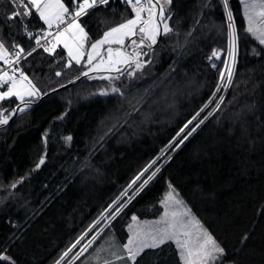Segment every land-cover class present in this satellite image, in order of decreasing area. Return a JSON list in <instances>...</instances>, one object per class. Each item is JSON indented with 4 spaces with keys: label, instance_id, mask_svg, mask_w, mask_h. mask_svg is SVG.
Instances as JSON below:
<instances>
[{
    "label": "trees",
    "instance_id": "trees-1",
    "mask_svg": "<svg viewBox=\"0 0 264 264\" xmlns=\"http://www.w3.org/2000/svg\"><path fill=\"white\" fill-rule=\"evenodd\" d=\"M64 2L71 11L72 0ZM229 6L239 35L233 85L219 110L177 147L180 129L207 104L220 82L228 50L222 0H172L169 24L176 34L162 36L149 56L142 57L152 60L143 73L115 81L124 96L100 95L108 82L81 75L84 62L66 66L70 58L62 45L55 54L38 48L19 19L7 20L15 6L0 0V39L8 46L19 44L25 52L36 48L19 68L40 94L25 100L38 101L75 81L38 104L30 103L0 128V254L11 256L15 264H56L127 190L133 199L93 248L110 234V244L117 237L125 243L132 216L162 215L171 185L225 248L220 264H264V45L247 33L240 0H229ZM133 15L124 0L90 9L80 18L88 32L87 45ZM25 23L36 38L46 31L35 12ZM214 49L223 54L210 61ZM18 104L11 97L0 101V108L16 112ZM153 160L145 177L157 167L160 171L134 195L128 185ZM126 201L124 197L121 202ZM103 223L101 219L84 242ZM136 264L182 262L176 245L168 242L146 249Z\"/></svg>",
    "mask_w": 264,
    "mask_h": 264
},
{
    "label": "snow or ice",
    "instance_id": "snow-or-ice-1",
    "mask_svg": "<svg viewBox=\"0 0 264 264\" xmlns=\"http://www.w3.org/2000/svg\"><path fill=\"white\" fill-rule=\"evenodd\" d=\"M9 2L15 7L7 15V20L19 19L27 36L30 39H35L38 48H43L49 54H55L56 48L62 45L67 49L70 58L66 65L68 67L72 66V61L80 65L85 55L87 56L86 64L90 67L81 75L89 79H101L108 82V87L102 88L99 92L100 95L119 94L124 96L121 88L115 85V81L120 80L121 76L132 79L137 76V73H143L146 65L151 64L152 60H143L142 57L149 56L160 37L176 34L169 24L172 19L169 11L172 0H124V3L130 6L134 14L133 17L104 31L102 38L88 45L90 51L86 52L85 45L89 36L85 27L80 23V18L88 15L89 9L107 6L109 0H72L71 11L64 0H9ZM222 3L227 16L228 60L222 62L224 71L219 74L220 85L216 88L217 92L233 85L239 53V35L229 0H222ZM240 3L246 20L247 33L258 40L260 45H264V0H240ZM33 12L37 14L48 29V31L41 30L38 34L39 38H36L32 31H27V24L25 23V20L31 18ZM197 23L199 22L197 21ZM62 25L63 27H61ZM54 26L56 28L55 34L51 31ZM187 34L190 36L191 32ZM49 36L52 37L51 40L48 39ZM42 41L44 42L42 43ZM113 44L119 45V47L113 48ZM105 45H108L106 53L101 55V49ZM35 51L36 48H32L25 52V49L19 44L8 46L3 39H0V61L9 69V71L0 70V88L7 85V90H0V101L16 97L20 101V104L17 105V110L20 112H23L31 103L30 100H25L26 97L32 98L39 95V89L36 88V85L32 83V80L22 69L17 67L22 59H27ZM253 54L260 55V52L254 51ZM220 55V50L214 49L208 59L210 61L214 58L219 59ZM97 57H99L98 62L93 63ZM211 67L215 68L216 64L212 63ZM17 72L19 77L15 75ZM90 72H108L117 73V75L89 76ZM55 74L59 76L61 72L58 71ZM211 102L209 101V103ZM222 103L223 97H220L219 103L216 104V110H219ZM21 104L24 107H21ZM133 107L136 111L139 110L135 106ZM207 107L208 104H205L200 112H203L204 108ZM200 112H197L180 129L177 147L183 144L204 123L208 116L213 114L209 112L205 117L197 120ZM12 115H15L13 110L0 108V125H7ZM193 121L196 123L193 124ZM117 123H119L118 119ZM189 125L193 126L189 128ZM186 129L187 131H185ZM65 140L71 142L72 137L67 136ZM43 163L44 159L42 158L37 167ZM155 163L156 161L153 160L128 185L129 189H133L134 195H138L160 171V168L157 167L145 177V173H148ZM12 187H16V185L13 184ZM169 189L170 191L162 202L165 210L159 221L141 222L138 217L132 216L133 224L129 225L132 235L127 243L121 245L113 239L111 243L115 250H110L109 255H104V249H98L96 255L85 260L83 264H136L137 258L146 249H157L168 242H173L176 245L182 264H220L226 255L225 248L203 226L191 208L179 198L175 188L169 185ZM124 197H127V201L122 203ZM132 199L133 196H129L128 191L125 190L121 193L120 198L102 215L101 219L115 220ZM98 224H100V220H97L71 243L62 252L56 264H64L65 261L67 264H76V261L84 257L104 233V228H100L84 242ZM106 227H110V224ZM243 239H247V237L245 236ZM2 251L0 250V252ZM0 262L15 264V260L7 254H0Z\"/></svg>",
    "mask_w": 264,
    "mask_h": 264
},
{
    "label": "rangeland",
    "instance_id": "rangeland-1",
    "mask_svg": "<svg viewBox=\"0 0 264 264\" xmlns=\"http://www.w3.org/2000/svg\"><path fill=\"white\" fill-rule=\"evenodd\" d=\"M81 23V22H80ZM82 24V23H81ZM83 26V25H82ZM61 27H63V25L61 26ZM48 29H47V27H46V31H47ZM53 30V31H52ZM86 30V29H85ZM51 31H52V33L53 34H55V32H56V28L55 27H53L52 29H51ZM102 38V36L100 37V38H98V39H101ZM97 39V40H98ZM96 41V40H95ZM94 41V42H95ZM126 43H127V41H126ZM90 45V44H89ZM107 47H108V45H105L102 49H101V55H104L105 53H106V49H107ZM112 47L113 48H116V47H119V45H115V44H113L112 45ZM128 50H130V49H128ZM85 51L87 52V51H90V48L88 47V45H87V42H86V45H85ZM220 52H221V55H220V57L222 56V54H223V51H221L220 50ZM86 60H87V56L85 55V57H84V59L81 61V62H84L85 64H86ZM98 60H99V57H97V60H94L93 61V63H96V62H98ZM228 60V57H227V53H226V55H225V59H224V61H227ZM2 61H0V63H1ZM237 62H238V59H237ZM87 65V64H86ZM90 66H86V71H88V68H89ZM236 69H237V64H236V66H235V72H236ZM222 71H224V68L222 67ZM91 73V76H107V75H114L113 73H108V72H90ZM27 75V74H26ZM28 76V75H27ZM29 77V76H28ZM29 79H31L30 77H29ZM32 80V79H31ZM32 83L33 84H35L34 82H33V80H32ZM218 85H220V84H218ZM218 87V86H217ZM37 88V87H36ZM0 90H7V88H0ZM223 91H224V88H222L221 89V91L220 92H217L216 90H215V92L213 93V95L210 97V99L208 100V103H209V101H212L211 103H215L216 102V104L217 103H219V98L220 97H222L221 95V93H223ZM39 94H40V92H39ZM216 104L214 105V107L216 106ZM212 111V110H211ZM174 188V187H173ZM176 190V189H175ZM170 191V190H169ZM168 191V192H169ZM167 192V193H168ZM177 192V191H176ZM178 193V192H177ZM179 198L180 199H182L181 197H180V195H179ZM183 200V199H182ZM184 201V200H183ZM185 202V201H184ZM185 204H186V202H185ZM188 206V205H187ZM189 207V206H188ZM190 208V207H189ZM165 210V209H164ZM192 210V209H191ZM107 212V211H106ZM106 212H104V213H106ZM193 212V211H192ZM163 214H164V211H163V213H162V215H160L159 217H157V218H151V219H141V218H138L139 219V221H141V222H145V221H147V222H155V221H159L160 220V218L163 216ZM193 214H194V212H193ZM195 215V214H194ZM196 216V215H195ZM197 217V216H196ZM198 218V217H197ZM199 219V218H198ZM99 220H101V218L99 219ZM201 222V221H200ZM111 223V221H108V220H105L104 219V223L102 224V226L100 227V228H106V225H109ZM131 224H133V221L131 220V222H130V224L129 225H131ZM129 225H128V232H129V237H128V239L130 238V236L132 235V233H131V231H130V229H129ZM204 226V225H203ZM205 227V226H204ZM99 228V229H100ZM206 228V227H205ZM98 229V230H99ZM207 229V228H206ZM208 230V229H207ZM209 231V230H208ZM210 232V231H209ZM211 233V232H210ZM95 234V233H94ZM93 235V234H92ZM108 236V235H107ZM106 236V237H107ZM91 237V236H90ZM89 237V238H90ZM106 237H104L98 244H96L95 245V247L94 248H92L88 253H87V255H85L84 257H81V259L80 260H78V264H83V262L85 261V260H87V259H89L90 257H93V256H95L96 255V252H97V250L98 249H104V252H103V254L104 255H109V251L110 250H115V249H113L112 248V243L110 244V241H111V234L106 238ZM88 238V239H89ZM112 239H114V238H112ZM128 239H127V241H128ZM117 243H119V244H123V243H120V240L118 239V237L117 238H115L114 239ZM118 240V241H117ZM127 241L125 242V243H127ZM67 264V263H66Z\"/></svg>",
    "mask_w": 264,
    "mask_h": 264
},
{
    "label": "water",
    "instance_id": "water-1",
    "mask_svg": "<svg viewBox=\"0 0 264 264\" xmlns=\"http://www.w3.org/2000/svg\"><path fill=\"white\" fill-rule=\"evenodd\" d=\"M160 38H161V37H160ZM160 38H159L158 42L160 41ZM126 45H127V43H126ZM80 79H81V77H80L79 79H77L76 81H79ZM74 82H75V81H72V82L66 83V84H64V85H62V86H60V87H57L56 89H54V90H52V91L47 92L46 94L42 95L41 98H40L38 101H31V104H38V103H40L44 98L50 96L51 94H53V93H55V92H58V91H61V90H63V89H66V88L72 86V85L74 84ZM20 106H21V105H20ZM17 113H18V110H17V107H16L15 115H13V116L11 117V119L9 120V123H10L11 120L16 116ZM9 123H8V124H9ZM5 126H6V125L0 126V128L5 127Z\"/></svg>",
    "mask_w": 264,
    "mask_h": 264
},
{
    "label": "built area",
    "instance_id": "built-area-1",
    "mask_svg": "<svg viewBox=\"0 0 264 264\" xmlns=\"http://www.w3.org/2000/svg\"><path fill=\"white\" fill-rule=\"evenodd\" d=\"M89 10H90V9H89ZM48 39L51 40L52 37L49 36ZM43 42H44V41H42V43H43ZM237 59H238V58H237ZM17 67H19V65H17ZM0 70H3V71H9L8 66H7V65H4L3 62L0 63ZM10 74H11V73H10ZM15 75H16L17 77H19V73H18V72L15 73ZM219 84H220V82H219ZM218 86H219V85H218ZM4 88H7V85H5ZM229 88H230V87H228V88H224L223 93H221V94H222L221 96L223 97V99H224L225 95L227 94V91L229 90ZM207 104L209 105L210 103L207 102ZM204 109H205V108H204ZM215 109H216V106L212 109V111H214ZM212 111H211V112H212Z\"/></svg>",
    "mask_w": 264,
    "mask_h": 264
},
{
    "label": "crops",
    "instance_id": "crops-1",
    "mask_svg": "<svg viewBox=\"0 0 264 264\" xmlns=\"http://www.w3.org/2000/svg\"><path fill=\"white\" fill-rule=\"evenodd\" d=\"M66 4V3H65ZM55 27V26H54ZM48 31V30H47ZM53 31V30H52ZM120 240V239H119ZM118 241V240H117ZM120 243H123L121 240H120ZM123 244H125V243H123Z\"/></svg>",
    "mask_w": 264,
    "mask_h": 264
}]
</instances>
